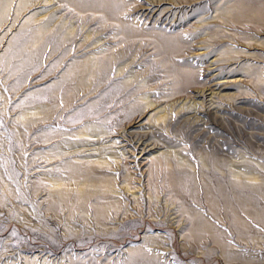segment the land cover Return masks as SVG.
Segmentation results:
<instances>
[{"label": "rangeland", "instance_id": "374dc122", "mask_svg": "<svg viewBox=\"0 0 264 264\" xmlns=\"http://www.w3.org/2000/svg\"><path fill=\"white\" fill-rule=\"evenodd\" d=\"M0 264H264V0H0Z\"/></svg>", "mask_w": 264, "mask_h": 264}, {"label": "bare ground", "instance_id": "6f19581e", "mask_svg": "<svg viewBox=\"0 0 264 264\" xmlns=\"http://www.w3.org/2000/svg\"><path fill=\"white\" fill-rule=\"evenodd\" d=\"M130 12H131V10H130ZM108 29H109V28H108ZM121 29H122V28H119L118 33H121V32H122ZM90 129H91V128H90ZM90 129H89V127H88V128H87V127H86V128H82V129H80L79 134H77V135H86ZM91 130H92V129H91Z\"/></svg>", "mask_w": 264, "mask_h": 264}]
</instances>
